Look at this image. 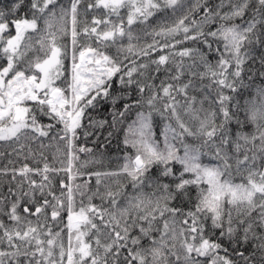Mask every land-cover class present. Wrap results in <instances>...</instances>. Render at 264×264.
I'll list each match as a JSON object with an SVG mask.
<instances>
[{
  "label": "snow or ice",
  "instance_id": "1",
  "mask_svg": "<svg viewBox=\"0 0 264 264\" xmlns=\"http://www.w3.org/2000/svg\"><path fill=\"white\" fill-rule=\"evenodd\" d=\"M0 264H264V0H0Z\"/></svg>",
  "mask_w": 264,
  "mask_h": 264
},
{
  "label": "trees",
  "instance_id": "2",
  "mask_svg": "<svg viewBox=\"0 0 264 264\" xmlns=\"http://www.w3.org/2000/svg\"><path fill=\"white\" fill-rule=\"evenodd\" d=\"M89 146H91V144H89ZM109 153L112 155H118V153H116V142L113 141L110 149H109Z\"/></svg>",
  "mask_w": 264,
  "mask_h": 264
}]
</instances>
